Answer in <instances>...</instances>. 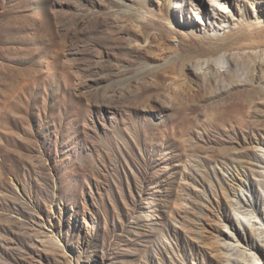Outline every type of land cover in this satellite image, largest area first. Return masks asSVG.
<instances>
[{"label":"rangeland","instance_id":"rangeland-1","mask_svg":"<svg viewBox=\"0 0 264 264\" xmlns=\"http://www.w3.org/2000/svg\"><path fill=\"white\" fill-rule=\"evenodd\" d=\"M250 256L264 0H0V264Z\"/></svg>","mask_w":264,"mask_h":264},{"label":"bare ground","instance_id":"bare-ground-1","mask_svg":"<svg viewBox=\"0 0 264 264\" xmlns=\"http://www.w3.org/2000/svg\"><path fill=\"white\" fill-rule=\"evenodd\" d=\"M215 63H216L217 66H220V68H221L224 64H226V62H225V61H222L221 58L216 59ZM208 64H209V61H208V60H205V65H208ZM223 67H224V66H223ZM168 71L171 72V71H172V68L169 67ZM233 90H234V92L231 93V94H229V95L223 96V95L221 94V96L218 98V100H219V101H225V102L227 103L228 100L231 98V96H232L235 92H237V91H242V90H247V86H246V85H242V87H240V89H239V85H236V86L233 87ZM250 103H251V101H247V102H245L244 107L247 109ZM253 256H255V254H253ZM253 256H250V257H252V259H251L249 262H247L246 264H254V259H255L256 261H258V262L260 261L258 257L253 258ZM260 264H261V263H260Z\"/></svg>","mask_w":264,"mask_h":264}]
</instances>
